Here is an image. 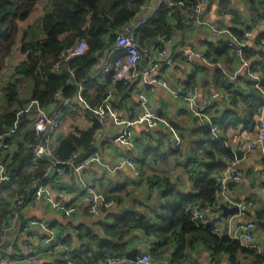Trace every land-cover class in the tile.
Wrapping results in <instances>:
<instances>
[{"label": "crops", "instance_id": "0c3cea01", "mask_svg": "<svg viewBox=\"0 0 264 264\" xmlns=\"http://www.w3.org/2000/svg\"><path fill=\"white\" fill-rule=\"evenodd\" d=\"M155 2L156 0H148L145 8L141 9L136 17H140ZM249 3L250 0H227V2L208 0L202 4L200 14L197 16L198 20L196 17L191 18L193 16L185 8L177 7L170 12L168 23L171 31L168 37L170 42L163 44L167 54L162 59L173 57V60L159 74L160 82L164 85L144 83L136 86L134 84L130 92L116 90L112 99L116 112L121 116L130 118L146 109L158 114L164 123L156 127H149L146 124L134 126L132 147L122 146L113 141L114 133L118 128L112 122H107L105 126L96 130L93 135V147L84 155L87 157L92 151L98 152L108 169L91 163L79 174L70 170L46 183L44 187L48 194L53 199L62 200L63 207L53 209L48 202L41 201L33 208L22 210L19 221L5 234V240L12 242L11 251L15 256L11 264H63L61 261L64 256H67L63 252L50 255L43 253L35 263L24 260L21 252V244L24 241L37 251L43 252L44 233L41 230L30 226L25 234L21 233L23 221L30 219L50 222L59 242L68 244L72 250L76 247L79 251V254H76L78 255L76 264H89L87 261L92 257L91 254L95 248L89 238L80 237L85 228H90L91 232L95 231L98 237H104L102 225H112L129 213L136 212L144 218L155 220L161 212L185 204L179 200L174 203L170 200V204L165 202L166 193L162 189L164 179L170 181L175 194L181 196V193L189 195L191 192H196L195 180L211 174V177L216 179L215 204L192 202L187 206L216 205L218 202L217 178L227 165L226 160L222 159L223 156L229 159L235 157L238 160L237 169L242 172L239 180L228 183L227 194L233 200L252 203L244 210L243 216H238V211L227 212L225 215L220 212L219 234L239 240L243 247L245 243L235 236L240 233L238 228L240 224L251 221L255 224L252 230L254 249L264 255V223H261L264 222V171L261 152L259 150L243 151L241 158H238L232 149L233 146L246 144L255 137L257 109L261 100L264 101V97L262 92L249 82L247 68H243L234 50H227L220 55L213 52L212 46L219 44V39L225 44V41L229 39L228 33L224 32L216 36L208 27L212 25L229 32L233 27L240 30H245L247 27L246 30L250 34L246 44L252 51L247 54V62L251 66V72L260 82L259 66H257L260 59L257 52L264 49L257 45L264 34V19L260 14L264 8V0H254L255 7L252 10L249 8ZM256 7L257 11H255ZM160 38L166 40L163 36ZM157 45L160 46L161 43H157L154 39L144 47L155 50ZM183 49L211 52L215 63H209L205 57L204 61L197 59L189 64L177 54ZM118 54L122 55L121 52ZM148 64L149 61L144 60L140 66ZM231 75L235 78L230 79ZM146 80L148 77L145 78V82ZM24 83L28 82L24 81ZM193 92L196 93L193 99L195 103L204 104L207 101L206 117L199 119L191 114L188 106L190 102L184 96H191ZM31 109L32 116L35 117L34 107H30L28 113ZM41 109L49 116H56L60 121V127L56 130L57 140L51 144L52 148L71 128L84 130L92 124L93 117L80 104L75 111L55 112L51 106V111ZM176 136L178 142H176ZM214 140L230 148L231 154L218 153L219 151L212 146ZM6 149L0 148L2 150L0 162L6 160ZM210 154L213 159L209 156ZM125 156L132 158L135 169L139 170L137 176L131 168L122 165ZM34 160L36 159L33 158ZM214 160L223 166L213 167ZM29 170L31 172V169ZM5 175L8 179L0 181V203L5 202L8 205L7 208H10V203L14 202L16 197H13L14 191L8 192V190L15 187V184L9 175ZM79 177L99 192L109 196L111 193L117 194L118 199H115L110 208L103 209L98 215H91L88 194L78 182ZM148 182H152V185L148 186ZM73 205L74 210L66 214L65 209ZM213 217L211 215L201 223L211 222L213 226L215 221ZM108 240V243L119 248L120 255L123 254L125 257L126 252L133 249H137L136 255L149 253L152 246L157 243L155 236L145 234L139 227L129 228L123 232L122 236L113 234L108 237ZM172 242L173 247L170 246V242L158 259L154 256L157 259L156 264H209L210 261L216 264H254L256 259L253 254L240 249L232 258L226 253L213 255L202 242H196L192 246H182L179 251H176L174 250L176 240L173 239ZM4 244L5 246L1 248L2 252H6L7 244ZM107 255L111 253L105 256ZM128 261L123 264H128ZM259 262L264 264V260Z\"/></svg>", "mask_w": 264, "mask_h": 264}, {"label": "trees", "instance_id": "16d2710c", "mask_svg": "<svg viewBox=\"0 0 264 264\" xmlns=\"http://www.w3.org/2000/svg\"><path fill=\"white\" fill-rule=\"evenodd\" d=\"M147 1L0 0V135L3 136L4 143L8 145L5 153L6 160H2V162L4 174L9 175L15 184V187L8 190V192L14 191L13 197L23 194L25 199H29L35 188L33 182L37 181L38 185H45L58 177L52 174V169L48 170L49 163L45 160L33 161L28 144L36 142L44 135L41 132L39 134L35 132L36 113L33 117L32 109L29 113L25 111L26 104L34 100L44 110L51 111V106L53 111L62 112L69 110L62 104L65 98L73 99L78 93L81 94L84 103L90 107L86 110L93 117L91 126L84 130L71 128L63 137L61 136L53 147L54 157L64 162L60 164L64 167V173L72 170L71 165L66 161L73 153H76L74 163L82 161L86 157L84 154L90 152L93 147L95 131L103 127L90 109L102 106L104 99H107L111 108L116 111L112 101L115 91L130 92L131 86L134 85L131 83L125 85L121 81L114 82L113 71L94 76L93 73L107 51L115 47V38L120 27L135 18ZM182 1L183 6L161 5L148 24L138 28L136 32L138 45L144 46L160 36L167 40L171 33L170 27H168L169 15L175 8H185L193 16L191 8L200 0ZM254 7V0H250V10ZM38 9L41 10L38 28L32 29V34H29V29L24 30L19 36L18 46L15 49L18 22L27 20ZM255 11H257V7ZM260 14L264 19V8ZM191 18H195V16ZM231 30V33L238 36L243 34V30L235 27ZM261 38H264V34ZM219 40V44L212 46L214 53L220 55L227 50L231 51L232 48L226 44L227 40L225 44L221 39ZM78 43L85 45L86 49L78 55L64 59L65 52ZM13 51L17 52V57L11 58L13 71L8 76H3L4 61L11 56ZM248 52L252 53L247 46L243 51L246 61ZM257 56L260 59L257 65L259 66L260 85L264 89V51H258ZM204 57L209 60V63H215L211 52H204ZM55 65L57 68H54ZM2 77L5 78H3L5 80L3 83H1ZM24 81L29 84L27 97L20 95ZM249 82L251 85L253 84V81L249 80ZM263 103L264 101L261 100L257 113ZM212 146L216 151H219L218 153L231 154L232 152L218 140H214ZM209 156L213 159L211 154ZM220 165V162L214 160L213 167ZM147 184L148 186L152 185V182ZM162 185V189L166 193V203L170 204V200L171 203L179 200L185 204L161 212L155 220L144 218L137 215L136 212L129 213L125 218L115 221L112 225H102L104 237H98L95 231L91 232L90 228H85L80 237L89 238L95 248L87 263L94 264L107 253L120 255L121 250L115 245L109 244L108 237L113 234L122 236L123 232L129 228L139 227L145 234L157 238V243L149 251L157 259L170 242V246L173 247L172 240L174 239L176 240V249H174L176 251H179L182 246H192L196 242H202L213 255L226 253L232 258L240 249L255 256L256 259L253 263L263 264L259 261L264 260V255L253 248L241 247L237 239L215 232L211 222L196 223L191 220L188 204L192 202L215 204L216 179L211 177V174L195 180L197 190L189 195L187 193H181V196L176 195L172 189L173 184L168 180L164 179ZM178 196L180 197L176 199ZM110 198L116 201L118 196L111 193ZM13 205L14 202H11L10 208H7L8 205L5 202L0 203V233L2 226L7 223L5 215ZM216 205L218 206L217 202ZM79 250L81 249L79 248ZM76 254H79V251L75 247L72 255L64 256L61 262L67 264V261H70L76 264L75 260L78 256Z\"/></svg>", "mask_w": 264, "mask_h": 264}, {"label": "built area", "instance_id": "2783aa9c", "mask_svg": "<svg viewBox=\"0 0 264 264\" xmlns=\"http://www.w3.org/2000/svg\"><path fill=\"white\" fill-rule=\"evenodd\" d=\"M207 1L208 0H200L191 8V14L195 16L197 20L198 17L196 16V14L200 13L202 4L206 3ZM162 4H166L168 7H171L183 6L184 3L182 0H156V2L147 11L141 14L140 17H135L127 24L122 25L115 38V47L107 51L105 57L97 65V69L93 73V76L113 71L112 79L114 82L121 81L125 85L131 83L135 84L136 86H141L144 83H159L160 85H164L160 82L159 74L166 66L171 64L173 60V57H169L164 60L162 59L167 54V50L163 44L169 43L170 39L164 41L162 38L157 37L156 41L161 43V45H157L155 50H152L148 47L139 46L136 36L138 28L148 24L150 19L154 16L156 11ZM146 5L147 3L143 5L141 9H144ZM208 27L216 36L224 32L228 33L229 39L226 42L227 46L231 47L238 55L243 68H247L249 79L253 81L254 86L262 92L264 97V90L260 86L258 77L251 72V66L243 57V51L245 47H247L246 39L250 34L249 31L243 30L242 36H238L236 34L230 33L228 30L217 28L216 26L208 25ZM257 46L264 49V38H261L259 40ZM81 47L82 48H69L63 55L64 59H69L70 57L78 55L86 49V46L83 44H81ZM118 52H121L122 55L118 54ZM177 54L181 55L189 64L193 63L197 59L203 61L205 59L203 51H197L193 49H183L180 52H177ZM144 60H148L149 64L140 66V63ZM54 68H57V65H55ZM146 77H148V80H146L145 82ZM234 78L235 77L231 75L230 79ZM195 96L196 93L193 92L191 96L184 97H186L190 102L188 106L190 108L191 114L201 119L203 117H206L205 104L207 101L204 104H197L193 100ZM62 104L71 111H75L78 104H80L85 109L90 108L87 104L84 103V100L80 93H78L73 99L65 98L62 101ZM30 107H34L36 110L34 130L37 134L41 132L44 135L36 142L28 144V147L31 149L32 156L36 160L43 159L48 162V170L52 169V174L56 176L62 175L64 174V167L60 164L64 162H61L54 157L53 148L51 147V144L57 140L56 130L60 127V121L56 116L47 115L43 111V109L39 107L37 101L31 100L25 111H28ZM90 110L96 115L102 126H105L107 122H112L118 128L114 133L113 141L122 146H133L132 128L134 126L146 124L149 127H156L164 123V121L161 119V117L158 116V114H156L155 112H150L146 109H143L140 113L130 118L121 116L113 108H111V106L107 102V99H104L102 106ZM176 142H178V138ZM0 148H8V145L3 141L2 135H0ZM236 148L237 150L242 151V153L243 151L259 150L262 156L264 171V103L262 104L258 112L257 130L255 137L246 144L237 145ZM75 157L76 153H73L69 160L66 161V163L71 165L72 170L76 172V174L81 173L82 169L91 163H96L108 169V166L101 160L100 155L96 151H92L86 158L77 163H74ZM222 159L226 160L227 165L221 171L217 178L218 206L209 205L200 207L198 205H193L188 208L191 220L196 223L203 221L205 218L210 217L211 215L214 216L212 218L213 220H215L213 230L217 233H220V212H222L219 207L220 204H224L227 207H236L238 211L237 215L243 216L244 210L247 207L251 206L252 203L250 201L243 202L239 200H233L227 194L228 183L232 180H239L242 176V172L237 169L238 160L235 157L229 159L226 156H223ZM122 165L131 168L132 172L136 176L138 175L139 172L137 171V169H135L131 157L125 156L122 160ZM6 179H8V176L4 174V165L2 162H0V181ZM78 182L88 194L89 213L91 215H98L101 211H103V209H108L113 205L114 201L112 198H110L109 195H106L103 192H99L94 187L87 185L80 177L78 178ZM33 186L35 188L31 197L29 199H25L23 194L18 195L14 200L13 207L5 215V217L7 218V223L2 226L0 233V264H11L15 260V256L11 251V241H7L6 252H2L1 248H3L2 245L6 241L5 234L12 228H14V225L19 221L22 210L24 208H33L38 202L41 201L48 202L53 209H59L63 207L62 200L53 199L48 194L47 189L44 187V185H38L37 181H35L33 182ZM73 210L74 205L66 208L65 213L68 214ZM254 225L255 224L251 221H248L245 224H240L238 227L240 233L235 236L237 238H240L245 243V246L251 249L255 248L252 233ZM30 226H34L44 233V237L42 238L43 252L37 251L27 241H24L21 244V252L23 254L24 260L29 263H35L39 260L40 256L43 253L50 255L57 252H63L67 254V256L72 255V248H70L66 243L62 244L61 242H59L57 234L53 230L50 222L36 219L23 221L21 225V233L25 234ZM126 261L128 260L123 254L116 256L107 255L102 260H99L94 264H123ZM156 262L157 259L150 253L146 252L136 255L133 260L128 261V264H156ZM67 264L73 263L67 261ZM209 264L216 263L214 261H210Z\"/></svg>", "mask_w": 264, "mask_h": 264}, {"label": "rangeland", "instance_id": "374dc122", "mask_svg": "<svg viewBox=\"0 0 264 264\" xmlns=\"http://www.w3.org/2000/svg\"><path fill=\"white\" fill-rule=\"evenodd\" d=\"M40 14H41V10L38 9L27 20L18 22V24H17L18 33H17L16 39H15V43H16L15 49L18 46L19 36H20V34H22V32L24 30L29 29L28 30L29 34H32V29L36 30L38 28ZM74 47L82 48L83 46L81 47V43H78ZM13 57H17L16 51H13L11 56L8 57L7 60L4 61L3 70H2V73H4L3 76H8L13 71L12 59H11ZM3 78L4 77H2V79H1V83H3V81H5V80H3ZM27 87H28V83H24V85L22 86V88L20 90L21 97H25L27 95V92H28Z\"/></svg>", "mask_w": 264, "mask_h": 264}, {"label": "water", "instance_id": "95a60500", "mask_svg": "<svg viewBox=\"0 0 264 264\" xmlns=\"http://www.w3.org/2000/svg\"><path fill=\"white\" fill-rule=\"evenodd\" d=\"M220 1H221V2H227V0H220ZM232 149L236 152L238 158H241V156H242V154H243L242 151L237 150V148H236L235 146H233ZM219 207H220V209L222 210V215H225L227 212H233V213H234V212L237 211L236 207H227V206H225L224 204H220ZM4 243L7 244V241H5ZM4 243H3L2 247L5 246ZM136 252H137V249H133V250H131V251H129V252H126V257H127V259H128L129 261H130V260H133L134 257H135V255H136Z\"/></svg>", "mask_w": 264, "mask_h": 264}]
</instances>
